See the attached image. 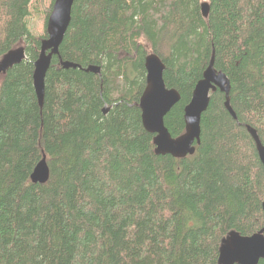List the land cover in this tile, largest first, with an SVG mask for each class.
Instances as JSON below:
<instances>
[{
	"label": "trees",
	"instance_id": "1",
	"mask_svg": "<svg viewBox=\"0 0 264 264\" xmlns=\"http://www.w3.org/2000/svg\"><path fill=\"white\" fill-rule=\"evenodd\" d=\"M54 2L0 0V61L20 47L27 57L0 74V264H219L231 233L264 228V166L248 131L264 146V0H76L41 106L35 63ZM152 54L181 96L165 118L174 139L212 61L231 83L237 119L212 93L185 159L157 155L143 125ZM44 158L50 179L35 185Z\"/></svg>",
	"mask_w": 264,
	"mask_h": 264
},
{
	"label": "water",
	"instance_id": "2",
	"mask_svg": "<svg viewBox=\"0 0 264 264\" xmlns=\"http://www.w3.org/2000/svg\"><path fill=\"white\" fill-rule=\"evenodd\" d=\"M76 0H55L52 13L47 22L48 38L42 42L39 60L35 63L34 88L42 106L45 97V83L54 57L59 56L60 48L72 21V10ZM204 18L209 17L210 5H201ZM24 47L9 52L0 61V74L5 75L10 69L26 60ZM65 69H80L78 65L61 63ZM147 87L141 97L140 109L146 130L155 136L154 145L157 155L185 159L196 153V146L201 144V122L208 110L211 94L218 90L225 94V107L234 119H237L231 106V83L229 78L214 68V61L204 73L203 79L196 85L192 100L185 109L186 132L174 139L165 125L166 116L180 102L181 96L175 89H169L164 80L165 65L156 55H149L145 62ZM86 72L100 74L101 69L90 67ZM254 138L260 160L264 166V146L255 130L248 127ZM50 179V169L44 158L31 176L32 183L46 185ZM264 210V205H263ZM264 260V228L253 236L243 237L231 233L223 240L220 248L219 264H260Z\"/></svg>",
	"mask_w": 264,
	"mask_h": 264
},
{
	"label": "rangeland",
	"instance_id": "3",
	"mask_svg": "<svg viewBox=\"0 0 264 264\" xmlns=\"http://www.w3.org/2000/svg\"><path fill=\"white\" fill-rule=\"evenodd\" d=\"M51 1V0H48ZM204 1V0H203ZM44 17L41 16V13L35 12L34 16L30 18V27L31 31L36 35H42L44 32Z\"/></svg>",
	"mask_w": 264,
	"mask_h": 264
}]
</instances>
